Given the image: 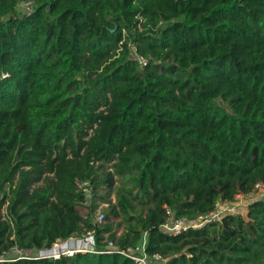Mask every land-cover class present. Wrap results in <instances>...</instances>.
I'll list each match as a JSON object with an SVG mask.
<instances>
[{
	"label": "trees",
	"instance_id": "trees-1",
	"mask_svg": "<svg viewBox=\"0 0 264 264\" xmlns=\"http://www.w3.org/2000/svg\"><path fill=\"white\" fill-rule=\"evenodd\" d=\"M113 176L131 189L94 225L95 200L109 203L96 190ZM257 183L264 0H0V264H135L121 253L11 255L91 230L99 251L111 241L142 256L144 242L147 264H264V196L245 216L161 230L165 207L193 221Z\"/></svg>",
	"mask_w": 264,
	"mask_h": 264
},
{
	"label": "built area",
	"instance_id": "built-area-1",
	"mask_svg": "<svg viewBox=\"0 0 264 264\" xmlns=\"http://www.w3.org/2000/svg\"><path fill=\"white\" fill-rule=\"evenodd\" d=\"M27 12L32 9V2H26ZM131 56L136 61L139 67L142 69L148 64V59L142 57L135 46L131 45ZM79 189L85 194V199L89 200L91 197L92 188L89 182H83L79 184ZM264 196V183L255 184L253 190L247 194H238L234 196L232 202L217 201L213 207V210L207 214L198 216L195 220L191 221L185 217H176L175 214L169 208L165 207V217L161 230L163 233L171 237H176L182 233L190 230H201L207 224L219 223L225 216L228 215H241V208H239L241 201H248L246 206V212L248 205ZM246 214V213H245ZM104 215L100 214L93 220L94 225H102L104 223ZM13 251L16 249H12ZM17 251V250H16ZM19 252L20 259H52L57 260L61 257H67L75 254H99V253H121L130 258L135 264H147V257L144 254V242L141 245L142 256L136 254V252L130 248L126 250H120L113 242H107V248L104 251H99L96 247L95 230L84 231L81 234L72 235L65 240L57 239L50 247L39 250L36 253L22 256ZM155 259L159 260L160 257L155 255Z\"/></svg>",
	"mask_w": 264,
	"mask_h": 264
},
{
	"label": "rangeland",
	"instance_id": "rangeland-1",
	"mask_svg": "<svg viewBox=\"0 0 264 264\" xmlns=\"http://www.w3.org/2000/svg\"><path fill=\"white\" fill-rule=\"evenodd\" d=\"M26 11H27L26 3L23 2V3L19 4L18 12L19 13H25ZM95 165L97 166V164H95ZM113 172H114V169L112 167V163L111 164H102V167L99 169V174H101V176H103L104 173H113ZM38 186H42V183H38L37 185H35V187H38ZM106 187H107V185L104 184L103 187L96 190V193L98 194V196L106 197V199L109 201V203H103L99 199H96L95 204L97 205V207H96L95 212H94V218H96L100 214L106 215L110 205H117L118 206V203H119V201H117L118 192L125 193V191H123V190H130L131 189V185L127 182V178H121L119 176H113V184H112V187L110 188V190H107ZM91 197H92V195H91ZM90 198H89V200H90ZM247 202L248 201H241L240 205H239V208H241L242 214H244V215L246 213ZM134 204H135L134 210L136 212L141 213V214L146 213V209L143 206H140L136 202H134ZM80 211L83 215L88 214V211L84 208H81ZM117 211L119 212L120 216L116 219H112V222H113V226H114L113 232H114L116 237H119L125 232L126 224L122 218L121 209L119 207H117ZM2 215L4 216V210L2 211ZM105 238H107V235H105ZM11 255L12 256L19 255V252L14 250L13 254H11Z\"/></svg>",
	"mask_w": 264,
	"mask_h": 264
}]
</instances>
